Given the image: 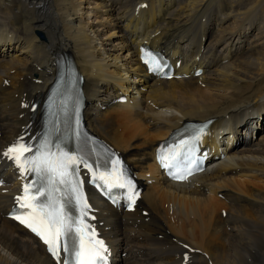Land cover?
<instances>
[{
  "label": "bare ground",
  "instance_id": "1",
  "mask_svg": "<svg viewBox=\"0 0 264 264\" xmlns=\"http://www.w3.org/2000/svg\"><path fill=\"white\" fill-rule=\"evenodd\" d=\"M144 40L182 58L179 70L191 76L147 74ZM57 42L53 55L43 51ZM63 53L85 78L89 126L146 184L133 212L97 204L116 264H264V0H0V154L30 119L22 104L45 93ZM199 67L206 71L195 76ZM212 117L209 142L222 135L224 158L189 182L168 181L155 146L184 122ZM11 176L0 189V264H54L6 216ZM187 244L196 252L185 263Z\"/></svg>",
  "mask_w": 264,
  "mask_h": 264
},
{
  "label": "snow or ice",
  "instance_id": "2",
  "mask_svg": "<svg viewBox=\"0 0 264 264\" xmlns=\"http://www.w3.org/2000/svg\"><path fill=\"white\" fill-rule=\"evenodd\" d=\"M153 70L159 71V65ZM21 141L23 137L2 153L18 167L21 175L26 165H30L29 172L33 175V180L24 185L23 195L16 197L18 202L24 201L21 207L31 211L24 214L27 219L16 218L43 240L58 261L63 252V264H106L108 249L102 240L95 238L94 230L85 220L90 206L83 197L82 181L78 177L81 164L89 172H92L91 166L83 159L78 161L75 156H70L48 139L39 144L35 151L31 144ZM54 147L59 154L52 151ZM25 153L31 155L26 156ZM94 182L108 192L114 186L123 188L125 185L132 191L130 181L114 184L104 174L97 176ZM129 199L134 201L132 196ZM72 202L79 205V217H73L65 211L66 205Z\"/></svg>",
  "mask_w": 264,
  "mask_h": 264
},
{
  "label": "rangeland",
  "instance_id": "3",
  "mask_svg": "<svg viewBox=\"0 0 264 264\" xmlns=\"http://www.w3.org/2000/svg\"><path fill=\"white\" fill-rule=\"evenodd\" d=\"M56 32H58V29L56 30ZM38 33H39V31L37 32L36 35H38V36L40 37V39H42L41 36H40ZM43 34H44V36H45V38H46V34H45V33H43ZM46 39H47V38H46ZM46 39H44V40L42 41V43H44ZM58 47H59V46H58V42H57L56 46L50 48V45H48L43 51H44V52H47V53H50L51 55H53V54L55 53L54 51H55ZM202 86H203V87H206L204 84H203ZM243 133H244V130H243ZM257 136H258V140H261L262 137H264V126L261 128V130H260V132L257 134ZM171 212H172V210H171Z\"/></svg>",
  "mask_w": 264,
  "mask_h": 264
}]
</instances>
